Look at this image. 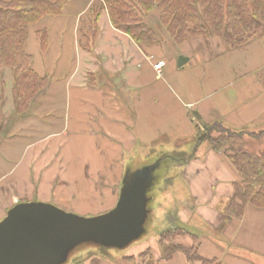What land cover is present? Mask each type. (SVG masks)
Segmentation results:
<instances>
[{"label": "crops", "instance_id": "obj_1", "mask_svg": "<svg viewBox=\"0 0 264 264\" xmlns=\"http://www.w3.org/2000/svg\"><path fill=\"white\" fill-rule=\"evenodd\" d=\"M94 3V0H70L62 15L44 23L46 47L40 49L35 37L28 44L35 70L48 77L38 104L41 99L42 104L44 101L47 104L50 98L63 102L62 119L57 121L87 125L91 120L83 122V118L93 103L96 116L91 122L97 133L108 135L115 145L120 143L118 147L124 150V156L147 148L161 137L171 141L191 138L215 122L233 128L264 122V32L235 48L228 47L221 37L209 35L206 40L211 53L202 50L206 45L196 44L197 50L209 55L202 64L197 60L189 62V56L182 55L188 59L178 66L180 55L173 58L167 55L159 71L151 56L156 51L151 47L141 49L127 34L115 29L105 9L98 13L92 46L80 45L83 30L91 23ZM83 36L85 43L87 39ZM200 38L185 43L198 42ZM44 109L33 111L23 127L33 119L39 121L38 117L55 113ZM46 123L54 126L53 121ZM27 145L19 139L12 144L5 143V139L1 141L0 179L21 171ZM13 153L14 159L9 157ZM200 155L186 160L174 180V191L182 190L185 194L179 198L181 209H170L175 215L172 222H165L164 230L179 227L193 233L195 227H189L190 219L180 215L199 214L216 230L211 238L202 236L201 255L222 258L231 254L235 257L232 262L264 264V210L248 206L240 219L229 220L225 207L237 179L236 171L221 152L210 147ZM11 207L5 209L2 218ZM159 264L187 262L177 255L171 262Z\"/></svg>", "mask_w": 264, "mask_h": 264}, {"label": "rangeland", "instance_id": "obj_2", "mask_svg": "<svg viewBox=\"0 0 264 264\" xmlns=\"http://www.w3.org/2000/svg\"><path fill=\"white\" fill-rule=\"evenodd\" d=\"M93 21L91 18L90 25H87L89 28L83 32L93 31ZM79 33L77 30V34ZM94 37L89 36L88 42L83 43L84 36L82 35L80 45L86 44L90 48ZM259 37L256 35L254 38ZM198 40L200 41L175 45L163 32L160 45L151 47V50L156 51L157 54L152 53L151 56L155 63L163 61L165 64L167 55L171 58L187 55L189 62L197 60L198 64H202L203 59L209 57L202 50L208 49L207 52L211 53V48L206 39ZM196 44L206 45V47L200 51L196 49L198 47ZM5 79L8 91L10 84L7 82L9 79L7 72H5ZM8 96L9 99L5 106L6 113L7 109L11 110L15 107L10 93ZM36 103L35 111L41 112V108L44 107L50 112L54 110V115L51 113L50 117H38L39 121L33 119L27 127L23 126L29 120L30 114L25 115L21 120H19L21 117L15 116L12 117V119L16 118L12 122L4 121L0 129V144L4 139L7 144H12L17 139L22 144H28L25 151L26 161L20 166L21 171L16 170V174L4 175L0 179V219L6 208L31 200L52 203L67 212L83 217L96 216L110 210L115 205L125 172L160 159L158 168L151 173L153 184L146 193V215L136 236L122 246H105L92 239L82 241L71 246L62 256L59 264H92L93 260H101L102 264H137L143 261L140 255L146 249H150V256L158 258L161 254L160 235L167 228L165 224L172 222L175 215L170 209L179 211L181 209L179 198L184 197L185 194L182 190L174 191V180L180 174V168L184 166V162L197 154L201 156L200 154L210 147L209 136L217 133L202 129L191 138L171 141L167 137H161L151 142L147 148L138 149L136 153L128 152L124 156V150L118 147L120 143L115 145L111 138L106 137L108 135L97 133V127H94L95 125L91 122L96 116L93 103L90 105L87 117L83 118V122L85 119L91 121L87 125L85 122L82 126L62 123V120L57 121L58 118L62 119L61 114H63V102L60 99L55 101L50 98L47 104L46 101L42 104V99L38 104L36 99ZM11 114V112L8 113V119ZM47 120L48 122L53 121L54 126H47ZM72 121L78 123L76 118ZM224 127L228 126L224 125ZM228 128L242 132L251 147L257 151L264 147V122L244 128ZM259 136L261 137L255 138ZM25 137L27 142H25ZM100 143L103 144L102 148L99 147ZM9 157L14 159L15 153L10 154ZM181 216L190 219L189 227H195L193 234L201 239H203L202 236L211 238L212 231H216L199 214L194 213L191 217L190 214L189 216L181 214L180 218ZM171 225L173 226V223ZM183 243L191 242L188 237H185ZM127 256H135L137 263L128 259Z\"/></svg>", "mask_w": 264, "mask_h": 264}, {"label": "trees", "instance_id": "obj_3", "mask_svg": "<svg viewBox=\"0 0 264 264\" xmlns=\"http://www.w3.org/2000/svg\"><path fill=\"white\" fill-rule=\"evenodd\" d=\"M69 1L0 0V129L4 121L12 122L16 119H12L15 116L21 117V120L36 110L35 100L44 93L48 77L35 70L34 56L28 50V44L35 37L40 49L46 47L48 37L44 23L62 15ZM94 2L90 10L94 20L93 31L89 34L88 31L84 32L86 42L89 36H95L97 16L103 9L106 10L112 26L127 34L143 50L160 45L163 32L175 45L188 42L192 38L207 39L209 35H217L231 48L244 45L264 32V0ZM83 47L88 48L86 44ZM5 72L9 74L8 91ZM8 93L15 104L13 109H7V113H12L9 119L5 110ZM207 129L217 133L208 138L210 148L221 152L237 174L232 195L225 207V216L229 220L240 219L248 206L264 210V147L257 151L251 147L242 132L216 122L207 126ZM172 160L177 164L173 158ZM185 237L191 243L184 244ZM201 242V238L183 228H170L160 235L161 254L158 258L150 256V249H146L140 255L143 261L137 263L135 257L128 259L137 264H159L160 261L171 262L175 256L180 255L187 264H240L231 261L235 258L231 254H224L222 258L201 255ZM92 264H102V261L93 260Z\"/></svg>", "mask_w": 264, "mask_h": 264}, {"label": "water", "instance_id": "obj_4", "mask_svg": "<svg viewBox=\"0 0 264 264\" xmlns=\"http://www.w3.org/2000/svg\"><path fill=\"white\" fill-rule=\"evenodd\" d=\"M187 59L179 56L177 65ZM159 161L125 172L115 205L96 216H79L48 202L14 204L0 220V264H59L71 246L89 239L105 246L126 244L146 215V193Z\"/></svg>", "mask_w": 264, "mask_h": 264}, {"label": "built area", "instance_id": "obj_5", "mask_svg": "<svg viewBox=\"0 0 264 264\" xmlns=\"http://www.w3.org/2000/svg\"><path fill=\"white\" fill-rule=\"evenodd\" d=\"M163 66V61H158L156 64H155V67L157 68V70L160 71V68Z\"/></svg>", "mask_w": 264, "mask_h": 264}]
</instances>
